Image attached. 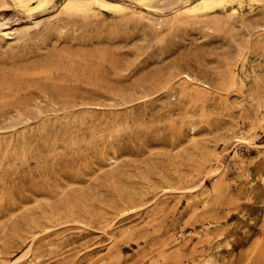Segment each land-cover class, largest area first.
I'll return each mask as SVG.
<instances>
[{
  "label": "rangeland",
  "instance_id": "374dc122",
  "mask_svg": "<svg viewBox=\"0 0 264 264\" xmlns=\"http://www.w3.org/2000/svg\"><path fill=\"white\" fill-rule=\"evenodd\" d=\"M112 1L0 0V264H264V0Z\"/></svg>",
  "mask_w": 264,
  "mask_h": 264
},
{
  "label": "bare ground",
  "instance_id": "6f19581e",
  "mask_svg": "<svg viewBox=\"0 0 264 264\" xmlns=\"http://www.w3.org/2000/svg\"><path fill=\"white\" fill-rule=\"evenodd\" d=\"M94 4H96L98 7H112L117 5V3L113 2L112 0H92ZM143 1V0H142ZM223 0H197L196 2L190 4L188 7H186V11H195L199 9L200 7L208 8L212 5H221ZM16 6L20 8L23 12L28 13V18L31 19L32 16L30 14L31 6L29 3V0H16ZM32 21V20H30ZM6 25V23L0 24V32H2V28ZM8 34V33H6Z\"/></svg>",
  "mask_w": 264,
  "mask_h": 264
}]
</instances>
